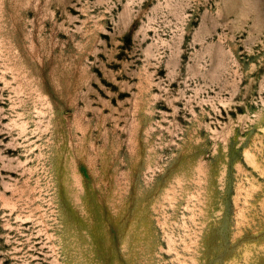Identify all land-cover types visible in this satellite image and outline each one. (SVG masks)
Listing matches in <instances>:
<instances>
[{
    "label": "rangeland",
    "instance_id": "374dc122",
    "mask_svg": "<svg viewBox=\"0 0 264 264\" xmlns=\"http://www.w3.org/2000/svg\"><path fill=\"white\" fill-rule=\"evenodd\" d=\"M0 264H264V0H0Z\"/></svg>",
    "mask_w": 264,
    "mask_h": 264
}]
</instances>
